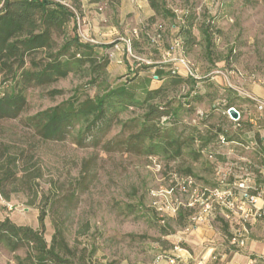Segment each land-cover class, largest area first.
<instances>
[{"label":"rangeland","instance_id":"374dc122","mask_svg":"<svg viewBox=\"0 0 264 264\" xmlns=\"http://www.w3.org/2000/svg\"><path fill=\"white\" fill-rule=\"evenodd\" d=\"M81 2L78 32L84 41L96 44L101 55H110L107 83L111 87L132 79L141 96L160 84L156 74L172 67L175 59L183 55L176 38L180 36L179 25L187 10L198 13L201 18L216 19L218 32L214 39L216 64L213 68L219 71L217 75L224 77L225 74L232 83L240 79L246 84L264 85V0H167L179 17L176 20L158 18L167 28L158 46L151 45L142 34L153 14L148 0ZM173 22L177 26L172 27ZM153 31L154 28L151 34ZM193 31L202 42L199 27L195 26ZM133 39L138 47H131L129 51L128 40L133 42ZM171 44L173 47L169 50ZM202 51L199 43L187 56L198 72L205 74L210 63L203 58ZM5 79H9V89L14 87L12 74L0 70V93L6 88ZM89 79L85 74L71 73L51 85L29 86L27 104L21 115L0 120V148L4 144L12 154L19 156V176L24 175L23 167L40 171V176L30 185L21 181L10 185V199L0 192V220L9 217L17 224L39 228V216L46 208L48 242L54 233L53 220L57 219L68 229L71 245L96 247L95 261L157 264L168 256L172 247L169 243L172 245L175 235L184 236L181 231L188 230V234L192 230L181 228L174 220L170 224L158 220L175 217L178 205L190 200L191 196L182 187L186 177L179 179V188L169 192L168 175L186 164L114 148L115 142L130 131L127 128L122 133L123 123L119 121L106 131L97 132L96 139L86 138L83 145L77 143L76 131L63 141H46L26 122L29 116L69 98L79 86L87 94L97 95L103 85L90 84ZM200 107H209V102L201 103ZM141 112L140 108H131L122 113L120 119L126 120ZM261 126L264 127V120ZM230 131L235 132L234 128ZM193 166L201 177L195 178L196 183L213 187L214 173L208 170L204 160L195 161ZM13 187L18 191H13ZM129 205H133L132 208ZM87 221L89 232L77 236L78 229ZM160 225H168L171 234L163 236ZM212 225L224 228L223 218L219 216ZM142 235L147 237L142 238ZM25 252L21 249L12 253L0 246V264H19L17 256L24 257Z\"/></svg>","mask_w":264,"mask_h":264},{"label":"trees","instance_id":"16d2710c","mask_svg":"<svg viewBox=\"0 0 264 264\" xmlns=\"http://www.w3.org/2000/svg\"><path fill=\"white\" fill-rule=\"evenodd\" d=\"M148 2L153 14L142 34L151 45L158 46L167 29L165 22L158 21V18L176 20L179 15L169 7L167 0ZM81 4V0H0V70L11 73L15 80L13 89H9V79L4 81L6 88L0 93V120L21 115L27 104L26 90L29 86L51 85L71 73H80L90 76V84L101 83L102 91L91 96L79 86L66 100L29 116L27 124L43 140L63 141L76 131L77 143L83 145L86 138L92 136L96 139L97 132L106 131L119 121L123 123L122 133L127 128L130 131L115 142L114 148L186 164L168 175L170 188L174 190L180 187L179 179L183 177L201 178L194 169L195 161L203 159L208 170L215 173V162L220 160L227 143H247L238 132L230 131L235 124L233 120L228 117V121L221 118L216 121L214 118L213 113L235 107L241 100L234 95L236 91L232 85H222L214 80L215 74L219 73L213 68L216 64L214 39L218 32L215 17L201 18L198 13L187 10L179 25L180 36L176 38L186 58L189 51L201 43L202 56L210 63L209 71L191 76L169 67L156 74L160 84L140 96L137 85L131 83L132 79L115 87L107 83L110 55H101L96 44L81 38L78 32ZM174 26H177L175 22ZM195 26L199 27L202 42L193 31ZM152 28L153 34L150 32ZM131 47H138L136 39L131 41ZM172 47L171 44L169 50ZM194 67L197 69L195 64ZM228 98L226 104H217ZM206 101L210 112H205L199 119L197 107ZM131 108H140L142 112L126 120L120 119V115ZM193 119H196L195 123ZM220 135L224 136L226 143H218ZM210 142L215 144L208 149ZM254 148L264 156L263 147L258 145ZM204 149L207 154L202 152ZM18 157L6 145L0 148V192L7 199H10V185L15 186L17 181L30 185L35 177L40 176L38 169L28 167H23L24 175L19 176ZM182 187L189 196V185L184 183ZM16 188L13 187V191H18ZM188 201L189 198L178 205L175 217L158 218L159 222L170 224L174 220L181 228H188L196 213ZM132 206L129 205L130 208ZM46 213L47 209L43 208L39 228L17 224L9 217L0 220V246L12 253L26 250L24 257L17 256L19 264H117L116 261H95L96 247L71 245L67 238L68 229L57 219L53 220L54 233L48 242L45 237ZM223 222V229L229 227V223ZM89 230L87 221L76 234L86 235ZM160 232L168 236L172 230L168 225H160ZM146 237L142 235V238ZM177 245L169 243L172 247Z\"/></svg>","mask_w":264,"mask_h":264},{"label":"crops","instance_id":"0c3cea01","mask_svg":"<svg viewBox=\"0 0 264 264\" xmlns=\"http://www.w3.org/2000/svg\"><path fill=\"white\" fill-rule=\"evenodd\" d=\"M223 75L224 77L215 74L214 80L222 85H232L236 91L234 95L241 98V100L235 104V107L240 110L242 114L241 126L237 127L233 123L234 131L238 132L240 137L244 138L247 143L250 140H255L258 142L259 146L264 149V135L262 134L264 127L261 126V122L264 118L259 116L254 102L249 97L250 95L264 100V85H250L240 79H238L236 83H232L225 74ZM228 100L229 98L226 99V101ZM200 105H198L197 111L210 112V109H208L209 107L202 108ZM213 114L216 121H219V118H221V120H227L228 118L225 111H217ZM258 135L260 140L258 139ZM251 136L252 139L249 140L248 138ZM214 144L215 143L210 142L208 144V149H211ZM243 158H248L251 161L252 182L260 187L264 184V156H260L256 148L244 149L237 145L235 141L227 143L221 153L220 160L215 163L216 165L220 164L225 166L229 163L237 162V164L233 166L234 174L236 175L241 173L237 165L243 164L241 160ZM214 179L216 181L215 173ZM234 180L235 176H231L228 182L232 183ZM216 184L217 183L214 182V186ZM181 232L186 235H175L171 239V242L178 245L171 247L167 253L168 256L160 259L157 264H171V260L173 259L182 264H251L250 261L252 259L264 256V218L250 225V234L246 238L245 245L242 247L231 243L230 225L229 227L227 226L226 229H223L221 227L218 228L216 225L201 223L192 228L188 234L186 233L188 230ZM181 240H183L186 245L184 242H182L183 246L179 245ZM257 264H264V261H260Z\"/></svg>","mask_w":264,"mask_h":264},{"label":"built area","instance_id":"2783aa9c","mask_svg":"<svg viewBox=\"0 0 264 264\" xmlns=\"http://www.w3.org/2000/svg\"><path fill=\"white\" fill-rule=\"evenodd\" d=\"M177 44L178 46L180 45L179 43ZM128 48L131 51L130 40H128ZM173 68L184 75H198V70L184 55L175 59ZM249 97L253 100L259 116L264 118V100L250 95ZM217 104H226V100H220ZM229 109L230 107L226 109L225 114L235 122L237 127H240L242 120L240 110V117L235 120L230 116ZM197 115V118L200 119L205 115V112L197 111ZM192 121L195 123L196 119ZM218 142L226 143L223 135H220ZM236 144L244 149H250L259 145L255 140H250L248 143L236 142ZM202 152L204 154L208 153L205 149ZM212 157L210 155V158ZM241 160L243 164L237 165L241 173L236 175L234 174L233 166L237 162L229 163L225 166L216 165L217 184L213 187L198 185L195 178L191 176L185 178L184 183H187L190 187L191 198L188 201V205L196 209V213L192 219L193 222L187 229L194 228L201 223L212 225L220 216L230 225L231 243L240 247L245 245L246 238L250 234V225L264 218V184L258 187L252 182L251 161L248 158ZM231 176H235V180L229 183L228 180ZM172 191L174 189L170 188L169 192ZM260 261H264V256L254 258L250 263L257 264ZM171 264H180V262L173 259L171 260Z\"/></svg>","mask_w":264,"mask_h":264},{"label":"water","instance_id":"95a60500","mask_svg":"<svg viewBox=\"0 0 264 264\" xmlns=\"http://www.w3.org/2000/svg\"><path fill=\"white\" fill-rule=\"evenodd\" d=\"M229 114L233 119H238L240 117V112L237 108H235L234 106L230 107L229 109Z\"/></svg>","mask_w":264,"mask_h":264}]
</instances>
